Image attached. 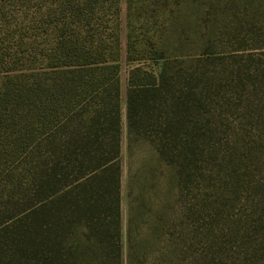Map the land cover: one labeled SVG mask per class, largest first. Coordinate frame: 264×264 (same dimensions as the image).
Segmentation results:
<instances>
[{
    "label": "trees",
    "instance_id": "16d2710c",
    "mask_svg": "<svg viewBox=\"0 0 264 264\" xmlns=\"http://www.w3.org/2000/svg\"><path fill=\"white\" fill-rule=\"evenodd\" d=\"M119 4L43 0L28 52H0V264H120ZM148 6L141 21L128 4L125 117L165 155L194 92L141 64L164 57Z\"/></svg>",
    "mask_w": 264,
    "mask_h": 264
},
{
    "label": "rangeland",
    "instance_id": "374dc122",
    "mask_svg": "<svg viewBox=\"0 0 264 264\" xmlns=\"http://www.w3.org/2000/svg\"><path fill=\"white\" fill-rule=\"evenodd\" d=\"M152 1L163 23L140 29L157 34L164 57L141 64L163 63L176 90L194 92L178 146L165 155L153 129L130 133L125 117L128 4L142 21ZM43 8L0 0V52H28ZM119 8L120 264H264V0H120Z\"/></svg>",
    "mask_w": 264,
    "mask_h": 264
}]
</instances>
